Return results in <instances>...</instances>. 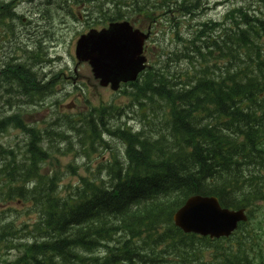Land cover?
<instances>
[{"label": "trees", "instance_id": "1", "mask_svg": "<svg viewBox=\"0 0 264 264\" xmlns=\"http://www.w3.org/2000/svg\"><path fill=\"white\" fill-rule=\"evenodd\" d=\"M194 1L197 6L198 0L152 5L136 0L135 7L138 12L149 8L147 19L154 22L153 11L185 16ZM130 3L123 0L125 7ZM8 4L0 3V20L11 16ZM236 14L241 23L235 30L221 29L220 40L210 39L211 30L202 25L193 39L181 43L179 56L193 68L187 80L171 83L163 72L147 76L146 91L166 104L164 132L106 130L125 146L126 163H115L108 186L81 178L73 193L60 199L57 182L39 172L47 159L39 138L56 133L28 130L31 138L21 156L0 148V173L9 185L17 184L7 189L11 199H32L41 214L37 239L11 245L18 255L10 264H264L260 245L244 228L223 247L182 234L171 223V213L191 194L216 196L231 209L264 200V46L259 42L264 18L241 7L230 10L231 17ZM216 59L224 61L219 68ZM8 126L25 130L20 120H0V135ZM87 127L98 137L95 127ZM28 180L33 181L30 190L23 185ZM248 214L253 219L252 210ZM14 231L10 224L1 226L0 245L10 244ZM121 234L122 240L109 246ZM97 247L104 249L102 257L91 256Z\"/></svg>", "mask_w": 264, "mask_h": 264}, {"label": "rangeland", "instance_id": "2", "mask_svg": "<svg viewBox=\"0 0 264 264\" xmlns=\"http://www.w3.org/2000/svg\"><path fill=\"white\" fill-rule=\"evenodd\" d=\"M0 1L12 4L18 2L16 17L11 21H0V57L9 51L10 55L16 56V63L26 68L37 81L50 84L42 95L34 97L35 103L26 102L13 92L4 93L0 98V118L17 112L29 126L36 127L43 134L56 133L50 137L44 135L43 148L49 155L41 171L57 180L61 197L66 196L80 177L93 181L105 178L106 167L113 157L120 162L124 160L121 140L102 133L103 142H99L96 135L90 132V127L88 132L87 126L100 131L102 127L104 130L128 127L132 132L142 131L149 136L164 132L163 120L167 108L162 100L146 90L138 93L136 85L121 87L116 92L101 88L93 80L89 66L86 63L77 64L74 58V45L78 36L90 28H100L99 17L102 12L113 17L115 1L106 5L109 0H105L102 11L97 0L90 3L86 0ZM217 1H221V5H217ZM203 4L205 8L194 18L176 19L175 24L161 20L153 26L152 35L146 44L148 67L145 73L156 69L159 70L155 71L157 74L163 72L170 76L171 83H177L180 78L187 80L193 68L187 59L177 54L180 47L177 44L178 37L192 38L194 32L201 29L197 25L208 21L231 27V21H224L223 18L231 8L243 6L249 15L258 11L264 14V0H203ZM120 10L125 13L126 8L121 7ZM143 17L138 15L134 20L136 22L138 19L140 24L144 22ZM147 26L143 25L144 28ZM220 32V28L216 29L214 37L221 35ZM25 51L35 52V57ZM215 64L221 66L222 60H217ZM142 81L140 77L138 83L141 85ZM6 100L10 103H6ZM100 107L107 110L99 116L95 111ZM90 114L92 117L89 118ZM87 117L89 119L85 123L83 118ZM90 119L92 121H88ZM26 141L18 129L10 128L7 133L0 135V146L13 149L18 156L24 153ZM260 175L264 195V171ZM248 209L252 210L253 219L244 227L249 233L253 234L252 230L264 239V200L253 202ZM37 218L38 211L33 201L25 203L16 196L12 200L2 199L0 195V231L1 226L6 224L16 230L9 237L12 240L10 244L0 245V264H10L18 255L15 249H10L11 245L32 241L34 234L30 230ZM257 220L262 222L260 227L252 224ZM99 252L100 249H97L95 253ZM261 252L264 256V242Z\"/></svg>", "mask_w": 264, "mask_h": 264}, {"label": "water", "instance_id": "3", "mask_svg": "<svg viewBox=\"0 0 264 264\" xmlns=\"http://www.w3.org/2000/svg\"><path fill=\"white\" fill-rule=\"evenodd\" d=\"M131 36L134 44L130 57L123 61L103 59L100 56V46L109 36ZM145 35L132 30L128 23H113L100 31L90 30L81 35L76 41L75 57L78 62H87L94 79L100 86L108 84L112 90L117 89L119 82L135 79L142 69L143 58L141 49ZM218 208L223 216L213 215L209 209ZM174 224L184 232H192L201 236L221 237L228 236L239 221H244L243 210L229 211L222 209L215 197L192 196L179 208L172 217Z\"/></svg>", "mask_w": 264, "mask_h": 264}, {"label": "snow or ice", "instance_id": "4", "mask_svg": "<svg viewBox=\"0 0 264 264\" xmlns=\"http://www.w3.org/2000/svg\"><path fill=\"white\" fill-rule=\"evenodd\" d=\"M134 39L131 36H109L106 37L99 49L100 56L103 59L123 61L130 57ZM213 215L223 216L224 213L218 208L209 209Z\"/></svg>", "mask_w": 264, "mask_h": 264}, {"label": "flooded vegetation", "instance_id": "5", "mask_svg": "<svg viewBox=\"0 0 264 264\" xmlns=\"http://www.w3.org/2000/svg\"><path fill=\"white\" fill-rule=\"evenodd\" d=\"M4 71L8 72L11 76H13L12 81L14 83V87L16 85V91H17V93L18 94H21L23 92L22 89H21V85H22L21 79L16 76V74L13 72L12 69H10V70H4ZM1 73H2V71L0 70V75H1ZM29 77H30L29 78V82L30 81L33 82V80H34L33 76H29ZM30 90H32V88H30Z\"/></svg>", "mask_w": 264, "mask_h": 264}, {"label": "bare ground", "instance_id": "6", "mask_svg": "<svg viewBox=\"0 0 264 264\" xmlns=\"http://www.w3.org/2000/svg\"><path fill=\"white\" fill-rule=\"evenodd\" d=\"M239 7H241V8H243L244 9V7L243 6H239ZM235 8H237V7H235ZM235 8H233V9H235ZM233 9H231V10H233ZM245 10V9H244ZM248 11V10H247ZM227 26H224L222 29H224V28H226ZM208 30H211V31H209V32H213L212 31V29L211 28H208Z\"/></svg>", "mask_w": 264, "mask_h": 264}]
</instances>
